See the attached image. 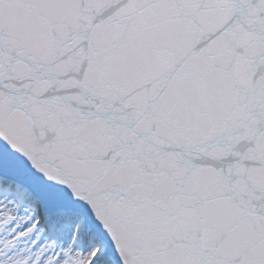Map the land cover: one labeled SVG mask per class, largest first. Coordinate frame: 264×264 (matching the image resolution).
I'll return each instance as SVG.
<instances>
[{
	"label": "snow or ice",
	"instance_id": "snow-or-ice-1",
	"mask_svg": "<svg viewBox=\"0 0 264 264\" xmlns=\"http://www.w3.org/2000/svg\"><path fill=\"white\" fill-rule=\"evenodd\" d=\"M0 264H264V0H0Z\"/></svg>",
	"mask_w": 264,
	"mask_h": 264
}]
</instances>
